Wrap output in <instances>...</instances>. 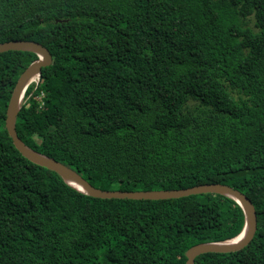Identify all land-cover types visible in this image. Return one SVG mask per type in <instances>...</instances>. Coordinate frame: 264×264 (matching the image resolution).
Segmentation results:
<instances>
[{
	"label": "trees",
	"instance_id": "obj_1",
	"mask_svg": "<svg viewBox=\"0 0 264 264\" xmlns=\"http://www.w3.org/2000/svg\"><path fill=\"white\" fill-rule=\"evenodd\" d=\"M12 40L52 56L17 114L28 147L102 190L237 189L253 239L195 264H264V0H0ZM37 59L0 53V264H185L242 232L224 195L95 198L23 157L5 114Z\"/></svg>",
	"mask_w": 264,
	"mask_h": 264
},
{
	"label": "water",
	"instance_id": "obj_2",
	"mask_svg": "<svg viewBox=\"0 0 264 264\" xmlns=\"http://www.w3.org/2000/svg\"><path fill=\"white\" fill-rule=\"evenodd\" d=\"M8 51H30L38 55V59L27 66L19 76L15 87L8 101L5 128L8 135L12 139L14 147L19 153L28 159L30 162L54 171L64 181L85 193L88 196L101 199H132V200H164L176 199L190 195H198L204 193L220 194L235 200L242 208L245 217V226L239 241L231 242V240L223 242H207L194 245L186 252L185 264H195V258L204 253H229L238 251L244 248L253 239L257 229V214L254 205L250 199L242 192L234 189L226 184L221 183H203L185 189L172 190H152V191H121V190H102L94 187L76 171L70 167L44 156L30 147H28L17 135L16 119L21 108L22 97L29 84L33 81L32 78L40 76L41 69L52 63V56L49 50L42 44L30 40H12L0 43V53ZM35 82V81H34ZM74 183L77 187L72 184ZM237 236V237H238ZM236 238V237H235Z\"/></svg>",
	"mask_w": 264,
	"mask_h": 264
},
{
	"label": "bare ground",
	"instance_id": "obj_3",
	"mask_svg": "<svg viewBox=\"0 0 264 264\" xmlns=\"http://www.w3.org/2000/svg\"><path fill=\"white\" fill-rule=\"evenodd\" d=\"M37 80H38V77L35 76L34 78H32L31 81H33V82H31V83H34V81H37ZM31 83H30V84H31ZM27 88H28V87H27ZM25 92H26V91H25ZM24 95H25V93L23 94L22 101H23V99H24ZM72 184H74V183H72ZM74 185H75V184H74ZM75 186L77 187V185H75ZM242 236H243V233H242V235H240V236L234 238L231 242L239 241V240L242 238Z\"/></svg>",
	"mask_w": 264,
	"mask_h": 264
},
{
	"label": "built area",
	"instance_id": "obj_4",
	"mask_svg": "<svg viewBox=\"0 0 264 264\" xmlns=\"http://www.w3.org/2000/svg\"><path fill=\"white\" fill-rule=\"evenodd\" d=\"M39 80V79H38ZM38 80L37 81H35L34 83H37L38 82Z\"/></svg>",
	"mask_w": 264,
	"mask_h": 264
}]
</instances>
